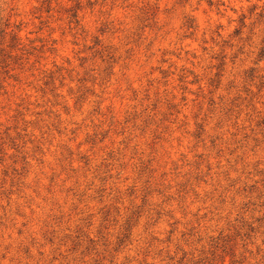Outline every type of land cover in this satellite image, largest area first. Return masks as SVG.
I'll list each match as a JSON object with an SVG mask.
<instances>
[{
	"label": "rangeland",
	"instance_id": "rangeland-1",
	"mask_svg": "<svg viewBox=\"0 0 264 264\" xmlns=\"http://www.w3.org/2000/svg\"><path fill=\"white\" fill-rule=\"evenodd\" d=\"M0 264H264V0H0Z\"/></svg>",
	"mask_w": 264,
	"mask_h": 264
}]
</instances>
